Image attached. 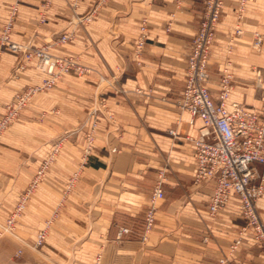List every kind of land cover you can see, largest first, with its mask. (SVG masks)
<instances>
[{
  "label": "crops",
  "instance_id": "1",
  "mask_svg": "<svg viewBox=\"0 0 264 264\" xmlns=\"http://www.w3.org/2000/svg\"><path fill=\"white\" fill-rule=\"evenodd\" d=\"M14 0H0V33ZM206 0H24L14 22L13 42L38 47L62 33L70 43L52 49L75 56L87 74L62 77L55 89L36 97L18 124L0 139V216L13 211L58 139L62 149L31 194L17 222L20 239L32 242L53 218L40 250L69 264H264V251L250 232L230 254L245 223L234 197L216 217L208 212L213 183L194 184L196 137L190 115L177 108L185 82L186 57L200 27ZM238 0H227L213 47L209 89L218 96L221 64L229 56L236 76L232 101L258 111L254 77L262 84L264 50L254 53L252 29L262 25L260 0H247L243 37L233 47L230 29ZM97 9L94 21L77 27L74 19ZM46 21L41 23V18ZM149 33L138 65L133 54L139 26ZM1 51V47H0ZM19 57L0 53V116L14 95L41 83L45 75L29 64L15 73ZM260 67L256 75L253 67ZM258 70H255V73ZM264 80V79H263ZM102 102L104 105H102ZM98 109L96 114L94 111ZM96 122L94 148L85 159V135ZM176 130L172 136L169 131ZM259 176L264 168L257 166ZM161 171L164 200L147 242L139 236ZM78 173L68 190L70 178ZM259 181V180H258ZM257 210L264 223V197ZM42 227V228H41ZM120 227L130 235L117 240ZM37 235V234H36Z\"/></svg>",
  "mask_w": 264,
  "mask_h": 264
},
{
  "label": "built area",
  "instance_id": "2",
  "mask_svg": "<svg viewBox=\"0 0 264 264\" xmlns=\"http://www.w3.org/2000/svg\"><path fill=\"white\" fill-rule=\"evenodd\" d=\"M23 1L14 0L11 5L7 21L0 34V44L3 50L18 55V72L25 71L30 63L36 61V69L44 73L45 78L41 83L26 87L16 93L6 106L5 113L0 117V139L38 95L54 89L58 81L67 74L83 75L88 71L75 57H57L51 53L54 47L65 45L71 41L72 35L70 34H63L55 43L35 48L11 40L13 25ZM179 1L176 0L177 3ZM226 1L206 0L204 4L200 27L193 36L187 53L184 88L177 101V108L181 113L186 112L190 115L189 124L191 126H196L197 122H200L197 136H189L187 139L192 141L195 151L194 184L199 186L213 183L214 185L208 201L209 215L216 217L229 205L232 198L235 197L238 200L239 215L245 225L241 228L238 239L230 248V254H232L242 245L248 232H250L253 241L264 251V223L257 210L258 200L264 197V174L259 176L257 170V166L264 168V99L258 111L248 110L240 103L232 101L234 77L230 69L231 63L224 65L221 71L218 79L217 98H214L209 89L211 82L209 63ZM246 2L247 0H240L239 13H242ZM96 11L95 8L86 15L78 16L76 25L83 27L93 22ZM148 33V21L143 19L133 47V54L138 65H141ZM237 33L241 34V29L238 28ZM262 41L263 34L255 32V47H259ZM102 105H104L103 102ZM97 112H99L98 109L94 111L95 114ZM95 129L96 122H93L85 137V159L94 148ZM169 133L172 136L178 135L176 130H171ZM64 140L62 138L54 144L51 154L43 161L29 189L20 196L14 212L8 219L7 229H14L18 218L27 206L30 195L60 152ZM77 177L78 173L72 176L68 183L69 186H67L68 190L72 188ZM164 177L165 171H161L146 208L139 236L142 243L148 241L155 226L158 203L165 198ZM50 226L51 221H47L44 228L39 231L36 247L43 246L48 237ZM130 233V228L120 227L117 240L122 241ZM227 262V258L220 259L218 264H227ZM95 264H100L99 257Z\"/></svg>",
  "mask_w": 264,
  "mask_h": 264
},
{
  "label": "rangeland",
  "instance_id": "3",
  "mask_svg": "<svg viewBox=\"0 0 264 264\" xmlns=\"http://www.w3.org/2000/svg\"><path fill=\"white\" fill-rule=\"evenodd\" d=\"M81 0H72V5H73V7H77V5H78V3L80 2ZM176 1V0H175ZM239 2H240V0H238V4H237V6H236V8H235V10H234V18H235V23H234V25H233V27L230 29V38H229V43H230V45H231V47H233L234 46V44H235V41L237 40V39H239V38H241V37H243L244 36V34H245V31H246V28L244 27V20H245V18H246V16H247V14H248V8H247V2H246V5H245V7L243 8V11H242V13H239ZM260 2H261V5H262V11L264 12V0H260ZM14 3V2H13ZM12 3V4H13ZM22 4V3H21ZM20 4V5H21ZM90 13V12H89ZM88 14V13H87ZM84 15H86V14H84ZM239 15H241V18H239ZM78 16H83V15H77V16H75V19H74V25L75 26H77V27H80L79 25H76V18L78 17ZM8 18V17H7ZM222 18V17H221ZM44 19V21H42ZM95 19V18H94ZM6 21H7V19H6ZM46 21V19H45V17L43 16L42 18H41V23H44ZM94 21V20H93ZM221 21V20H220ZM92 23V22H91ZM90 23V24H91ZM90 24H88V25H90ZM14 26V25H13ZM87 26V25H86ZM84 27V26H83ZM241 29V34H238L237 33V29ZM253 31H252V33H253V42H252V45H251V49H252V51L254 52V53H261V51H263L264 50V14H263V19H262V25L261 26H259V27H257V28H255V29H252ZM13 31V30H12ZM255 32H260V33H262L263 34V41H262V43H261V45L259 46V47H255V45H254V33ZM12 33V32H11ZM1 34V33H0ZM64 33H62L58 38H56L54 41H52V42H50V43H55L56 41H58L59 40V38L63 35ZM70 35H72V38H73V34H70ZM10 38H11V35H10ZM12 40V39H11ZM72 40V39H71ZM71 41H69L68 43H70ZM50 43H45V44H50ZM45 44H42V45H40V46H38V47H41V46H43V45H45ZM26 46H28V45H26ZM0 47H1V44H0ZM30 47V46H29ZM56 47H58V46H56ZM32 48H35V47H32ZM55 48V47H54ZM53 48V49H54ZM4 52H7V51H5V50H3L2 49V47H1V51H0V53H4ZM8 53V52H7ZM51 53H52V51H51ZM232 53H233V51L232 50H230L229 51V56L227 57V59L221 64V66H220V70L222 71V69H223V67H224V65H226L227 63H231V67H230V69H231V71H232V68H233V63H232V60H231V56H232ZM53 54V53H52ZM54 55V54H53ZM55 56H57V55H55ZM57 57H69V56H57ZM72 57H75V56H72ZM76 59H78L77 57H75ZM79 61V60H78ZM34 62H36V61H34ZM33 63V62H32ZM79 63H80V61H79ZM31 64V63H30ZM81 65H83L82 63H80ZM84 66V65H83ZM85 67V66H84ZM35 68H36V65H35ZM87 68V67H86ZM27 69V68H26ZM259 69H261V70H263L262 68H260V67H253V69H252V72H253V74L254 75H256L257 74V72H259ZM87 70H88V68H87ZM255 70H258V71H256V73H255ZM38 71V70H37ZM15 73L17 72V73H20V72H18L17 71V68L15 69V71H14ZM24 72V71H23ZM40 72V71H39ZM88 72V71H87ZM40 73H42V72H40ZM233 73V72H232ZM44 74V73H43ZM74 74V73H73ZM85 74H87V73H85ZM85 74H83V75H85ZM45 75V74H44ZM68 75V74H67ZM74 75H76V74H74ZM83 75H77V76H83ZM261 75H262V78H263V76H264V73L262 72L261 73ZM64 77V76H63ZM219 77H220V74H219ZM233 77H234V74H233ZM264 79V78H263ZM263 79H261L262 80V84L261 83H259V80H258V78H256V77H254V87H255V94H256V97L258 98V100H259V107H261V105H262V101H263V99H264V80ZM234 80H235V82H236V76H235V78H234ZM234 86H235V84H234ZM29 87V86H28ZM25 89V88H24ZM55 89V88H54ZM23 90V89H22ZM53 90V89H52ZM51 90V91H52ZM51 91H49V92H51ZM19 92V91H18ZM17 92V93H18ZM49 92H47V93H49ZM47 93H44V94H41V95H38L37 97H39V96H42V95H45V94H47ZM15 96V95H14ZM36 99V98H35ZM34 99V100H35ZM33 100V101H34ZM12 101V100H11ZM10 101V102H11ZM32 101V102H33ZM9 104V103H8ZM7 104V105H8ZM32 104V103H31ZM30 104V105H31ZM28 109V108H27ZM26 110V109H25ZM5 111H6V108H5ZM5 111L3 112V114L5 113ZM2 114V115H3ZM22 114V113H21ZM1 115V116H2ZM0 116V117H1ZM21 116V115H20ZM20 118V117H19ZM19 118H18V120L4 133V135L1 137V139L12 129V127H14L16 124H18V121H19ZM90 131V130H89ZM95 132V131H94ZM87 133V132H86ZM85 137H86V135H85ZM62 139V138H61ZM65 140H66V138H64ZM58 140H60V139H58ZM65 140H64V142H65ZM58 142V141H57ZM56 142V143H57ZM63 142V143H64ZM85 142H86V138H85ZM63 146V145H62ZM85 146H86V144H85ZM61 149H62V147H61ZM60 149V150H61ZM85 149V148H84ZM59 154V153H58ZM57 154V155H58ZM77 173V172H76ZM72 178V177H71ZM70 178V179H71ZM78 178V177H77ZM70 181V180H69ZM76 181H77V179L75 180V182L73 183V186L75 185V183H76ZM69 183V182H68ZM31 185V184H30ZM30 185L28 186V188L24 191V193L25 192H27V190L29 189V187H30ZM69 186V185H68ZM72 186V187H73ZM23 193V194H24ZM33 193V192H32ZM22 194V195H23ZM31 196V195H30ZM28 203V202H27ZM17 206V205H16ZM16 208V207H15ZM26 209V208H25ZM15 210V209H14ZM14 210L13 211H11L10 213H7L6 215H5V217H2V216H0V264H69V262L67 261V262H64V261H62L61 260V258L60 257H56V256H46V255H44L40 250L42 249V247L44 246V244H43V246H41V247H36V238H37V235H38V233H39V231L40 230H42L43 228H44V226L45 225H43L41 228L42 229H40L39 231H38V233H36L35 234V237H34V239H33V241L32 242H29V241H27V240H25V239H20L19 238V236H18V234H17V232H16V227H17V223L15 224V227H14V229H7L6 228V226H7V222H8V219H9V217L11 216V214L14 212ZM24 212V211H23ZM22 212V213H23ZM22 213H21V215H22ZM20 215V216H21ZM20 218V217H19ZM18 218V219H19ZM52 220H53V218H51V219H49V221H51V226H52V224H53V222H52ZM17 222H18V220H17ZM46 224V223H45ZM51 226H50V229H49V232H50V230H51ZM49 235V234H48ZM76 264H78V263H76ZM84 264H86V263H84ZM91 264H93V260L91 261Z\"/></svg>",
  "mask_w": 264,
  "mask_h": 264
}]
</instances>
